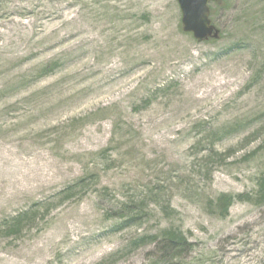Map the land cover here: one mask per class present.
Listing matches in <instances>:
<instances>
[{
	"label": "rangeland",
	"instance_id": "1",
	"mask_svg": "<svg viewBox=\"0 0 264 264\" xmlns=\"http://www.w3.org/2000/svg\"><path fill=\"white\" fill-rule=\"evenodd\" d=\"M212 15L198 42L177 0H0V264H157L133 242L168 228L167 264H264V208L216 204L264 174V0Z\"/></svg>",
	"mask_w": 264,
	"mask_h": 264
},
{
	"label": "trees",
	"instance_id": "2",
	"mask_svg": "<svg viewBox=\"0 0 264 264\" xmlns=\"http://www.w3.org/2000/svg\"><path fill=\"white\" fill-rule=\"evenodd\" d=\"M222 1V0H221ZM219 5V4H216ZM213 16V15H212ZM45 70H50L48 66ZM84 183L83 179H80L76 184L68 187L66 193L74 191L78 183ZM244 202L254 207L264 208V174L259 176L257 180V186L255 193L251 195L244 196H229L221 195L217 199V206L221 213V217H225L229 212V208L232 207L236 202ZM131 204H121L118 209V214L115 213L116 218L119 220H124L120 225H130L133 222H140L143 220L145 214L141 213L143 210L131 209ZM35 215V209L30 208L28 211L22 212L15 217H12L5 221L2 228L4 231L9 232L10 234H16L23 227L24 224L29 220L30 217ZM113 215V216H114ZM135 248H140L147 244H155L159 248L162 258L158 261L157 264H167V262H173L179 260L182 262L185 258L193 252L195 245L189 243L188 239L180 230L165 229L160 232V235H145L137 241H134Z\"/></svg>",
	"mask_w": 264,
	"mask_h": 264
},
{
	"label": "water",
	"instance_id": "3",
	"mask_svg": "<svg viewBox=\"0 0 264 264\" xmlns=\"http://www.w3.org/2000/svg\"><path fill=\"white\" fill-rule=\"evenodd\" d=\"M219 0H177L182 14L183 31L198 42L218 39L219 33L210 18V4Z\"/></svg>",
	"mask_w": 264,
	"mask_h": 264
}]
</instances>
